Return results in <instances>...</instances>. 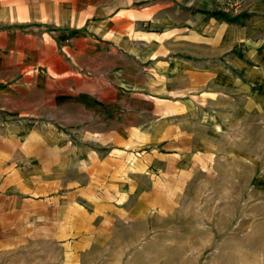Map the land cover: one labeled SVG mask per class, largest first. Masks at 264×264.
<instances>
[{
    "label": "crops",
    "instance_id": "obj_1",
    "mask_svg": "<svg viewBox=\"0 0 264 264\" xmlns=\"http://www.w3.org/2000/svg\"><path fill=\"white\" fill-rule=\"evenodd\" d=\"M224 3L0 0V200L149 219L213 133L242 117L264 130V0L227 11L238 22L212 14Z\"/></svg>",
    "mask_w": 264,
    "mask_h": 264
},
{
    "label": "rangeland",
    "instance_id": "obj_2",
    "mask_svg": "<svg viewBox=\"0 0 264 264\" xmlns=\"http://www.w3.org/2000/svg\"><path fill=\"white\" fill-rule=\"evenodd\" d=\"M236 124L213 133L185 192L149 219L134 206L105 225L85 202L77 222L59 205L34 217L28 201L0 200V264H264V130Z\"/></svg>",
    "mask_w": 264,
    "mask_h": 264
},
{
    "label": "trees",
    "instance_id": "obj_3",
    "mask_svg": "<svg viewBox=\"0 0 264 264\" xmlns=\"http://www.w3.org/2000/svg\"><path fill=\"white\" fill-rule=\"evenodd\" d=\"M212 14L214 16L224 18L225 20H227L229 22H238V21H240L241 17H246L247 16V13H244L243 15L238 14L236 16H230L229 14H227V13H225L223 11L212 12Z\"/></svg>",
    "mask_w": 264,
    "mask_h": 264
},
{
    "label": "built area",
    "instance_id": "obj_4",
    "mask_svg": "<svg viewBox=\"0 0 264 264\" xmlns=\"http://www.w3.org/2000/svg\"><path fill=\"white\" fill-rule=\"evenodd\" d=\"M243 0H225L226 6L230 8V10L237 11L242 6Z\"/></svg>",
    "mask_w": 264,
    "mask_h": 264
}]
</instances>
